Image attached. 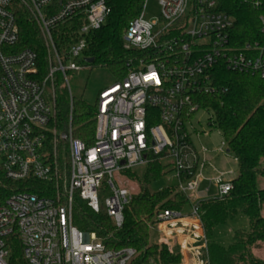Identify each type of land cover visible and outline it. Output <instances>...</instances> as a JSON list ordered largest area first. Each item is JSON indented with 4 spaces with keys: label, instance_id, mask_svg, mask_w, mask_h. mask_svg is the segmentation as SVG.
<instances>
[{
    "label": "built area",
    "instance_id": "2783aa9c",
    "mask_svg": "<svg viewBox=\"0 0 264 264\" xmlns=\"http://www.w3.org/2000/svg\"><path fill=\"white\" fill-rule=\"evenodd\" d=\"M223 1L159 0L158 18H148L144 1L122 36L124 49L139 56L128 62L123 80L98 93L94 143L88 145L75 137L68 72L88 67L87 37L105 24L108 0H0V177L26 186L0 193V264H129L136 250L109 249L95 232L79 229L75 207L84 203L122 228L134 195L122 182L130 185L125 173L157 159L168 165L167 175L173 174L191 209L158 211L153 242L173 241L185 256L179 264H190L188 254L191 264H211L208 253L193 247L204 242L207 252L199 202L228 196L235 178H229L233 171L212 165L209 148L197 145L202 134L194 118L205 110L200 98L215 90V68L264 79V14L263 42L241 47L234 17L221 10ZM252 4L264 9V0ZM21 13L39 30L44 60L22 46ZM59 82L70 102L62 125ZM217 151L230 154L224 139ZM207 166L210 178L204 176ZM34 183L52 185L54 196L29 191ZM202 184L208 195L198 200ZM15 244L21 260L13 257Z\"/></svg>",
    "mask_w": 264,
    "mask_h": 264
},
{
    "label": "trees",
    "instance_id": "16d2710c",
    "mask_svg": "<svg viewBox=\"0 0 264 264\" xmlns=\"http://www.w3.org/2000/svg\"><path fill=\"white\" fill-rule=\"evenodd\" d=\"M144 1L108 0L109 15L105 24L87 37L85 65L108 69L115 81L125 78L128 62L139 55L124 49L122 36L130 22L140 14ZM223 2L221 10L235 19L237 45L242 47L251 41L262 43L259 19L264 9L255 8L252 0ZM19 28L22 46L38 52L40 59L44 60L45 48L39 30L25 13L20 14ZM88 59H93V63H88ZM212 79L215 90L202 96L200 105L213 113L215 121L211 126L220 131L228 143L240 172L233 180L234 189L228 196L199 202L201 221L208 240V257L211 264H264V260L255 253L264 244V188L258 185V178L264 177V79L230 72L223 66L215 68ZM60 88L57 120L62 125L69 120L70 102L67 90ZM73 125L76 128L75 137L92 145L96 130L95 106L81 98H74ZM167 173L168 165L159 159L144 168L125 173L137 188L131 203L125 208L122 228H116L107 215L95 214L80 202L75 207L76 226L82 231L95 232L109 249L136 250L129 264L181 263L183 257L180 251L152 240V226L158 211H182L190 205L188 198L175 187L160 191L152 189V185ZM24 187L0 177L2 194L17 193ZM31 189L29 191L41 196H54L52 185L34 183ZM239 214L248 217L250 229L236 231L228 248L214 242L212 236L215 227L233 220ZM20 249L18 244L13 247V257L19 260Z\"/></svg>",
    "mask_w": 264,
    "mask_h": 264
},
{
    "label": "rangeland",
    "instance_id": "374dc122",
    "mask_svg": "<svg viewBox=\"0 0 264 264\" xmlns=\"http://www.w3.org/2000/svg\"><path fill=\"white\" fill-rule=\"evenodd\" d=\"M145 12L148 18H158L161 14V7L159 0H147L145 6ZM68 78L70 82V88L74 98H81L86 103L90 105H95L98 93L103 88L113 84L115 82L114 77L110 73V71L106 68L102 67H85L79 72H68ZM66 85V83H65ZM69 89V88H68ZM215 121V117L211 111L200 110L196 113L194 118V124L198 132L202 135L199 138H196V143L198 146L202 145L209 148L210 153L208 155L209 161L212 165L220 171H233L234 174L229 178H237L240 172V168L238 163L234 160V156L230 154H224L218 152V148L221 146L223 142V137L215 127L209 126L210 123ZM209 133L208 136L203 134ZM264 167V160L262 162ZM124 175V174H123ZM212 167L207 166L204 170V176L206 178H210L212 176ZM125 177V175H124ZM122 182L125 187H131L134 189L137 188L134 184L130 183L128 185L125 179H122ZM258 185L260 188H264V177L258 178ZM177 186V181L173 177L172 173L164 176L163 178L158 179L153 185L152 189L154 191H160L167 187H175ZM208 187L207 184H202L201 189L197 193L198 200L204 199L206 195L202 192V188ZM213 190L209 193L211 194ZM110 196V192L107 191L103 195V200ZM190 207L187 208L186 211H190ZM250 229V222L248 217L243 214H239L233 220L228 221L225 224H221L215 227L213 231L212 240L217 244L228 248L232 244L234 233L238 230H246ZM163 239V238H162ZM168 246V245H167ZM170 246H173L172 250H178L176 244L173 241H170ZM169 246V247H170ZM195 250L200 251L202 255H206V245L205 243H200L193 246ZM256 255L264 260V244H262L261 248L255 251ZM183 259L185 258L182 255Z\"/></svg>",
    "mask_w": 264,
    "mask_h": 264
},
{
    "label": "water",
    "instance_id": "95a60500",
    "mask_svg": "<svg viewBox=\"0 0 264 264\" xmlns=\"http://www.w3.org/2000/svg\"><path fill=\"white\" fill-rule=\"evenodd\" d=\"M87 62L91 64L93 63V59H88ZM209 126H211V123L209 124ZM187 258H188L189 263L191 264L192 258L189 254L187 255Z\"/></svg>",
    "mask_w": 264,
    "mask_h": 264
}]
</instances>
